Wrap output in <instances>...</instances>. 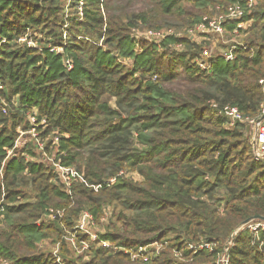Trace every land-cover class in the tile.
Returning a JSON list of instances; mask_svg holds the SVG:
<instances>
[{"label":"trees","instance_id":"1","mask_svg":"<svg viewBox=\"0 0 264 264\" xmlns=\"http://www.w3.org/2000/svg\"><path fill=\"white\" fill-rule=\"evenodd\" d=\"M238 1L85 0L80 17L73 0L65 18L66 0H0V264H57L56 245L64 264H264V229L249 226L264 222V162L249 123L220 113H264V0L243 17L235 58L209 70L197 64L204 41L135 36ZM28 29L43 51L18 43ZM50 158L85 181L66 186ZM85 211L96 242L76 230Z\"/></svg>","mask_w":264,"mask_h":264},{"label":"built area","instance_id":"2","mask_svg":"<svg viewBox=\"0 0 264 264\" xmlns=\"http://www.w3.org/2000/svg\"><path fill=\"white\" fill-rule=\"evenodd\" d=\"M246 1V7H243L238 1L236 4L228 7L225 13L217 14L214 17L205 16L199 23L194 26H189L185 30L173 28L162 30L151 29L145 31H136L135 36L137 39L143 38L145 40L156 41L158 43L168 36L183 37L184 35L191 36L193 39H196L197 42L204 41L205 46L201 50L200 55L197 57V64L200 68L209 70L218 56L225 58V60L227 61L233 60L235 58L234 51L239 44V30L244 29L248 26V22L244 20L243 17L247 14V11H249L254 5V0ZM72 2L73 0H66L65 18H68L70 15H72ZM84 3L85 0H79V3L77 5V14L80 17L83 16L85 5ZM67 25L68 24H65L63 27V29H65V38L69 37L68 30H66ZM229 26H233V29H229ZM41 37V34H37V39H35L28 29V32L25 35L18 38V43L25 44L28 47L43 51L44 47L39 43ZM7 39L8 38L6 36H2L0 33V46L6 43ZM48 50L53 53H63L64 47L49 43ZM65 64L69 70L73 69L74 67L73 61L71 59H67L65 61ZM263 82L264 80H261V83ZM1 90H3V84L0 81V91ZM3 111L6 112V107L3 108ZM220 113L225 115L231 121V125L235 124L236 122L246 121L249 123V125H252L254 127V144H252L253 152L257 160L264 162V120L259 121V119L245 118L239 108L232 105H226L220 110ZM30 120L32 123H35L37 121V112L34 111V113L30 115ZM19 133L21 137L25 135V132L23 130H19ZM30 133H32V136L37 139L40 149H44V144L38 137L36 126H33L32 129H30ZM55 141H58V137L55 138ZM12 151L13 150H9L8 155H10ZM50 162L54 164V168L55 170H57L59 178L65 183L66 186H70L73 180H76L78 178L85 181L82 174H80L76 168L68 167L60 163H55L53 158H50ZM114 180L115 178H112L111 182H114ZM98 188L99 186L95 187L96 190H98ZM93 224L94 221L91 213L85 211L81 217L79 224H77L76 226V230L88 235L91 238V242H96L98 235L91 226ZM249 226L252 230L258 231L260 227L264 229V222L258 224H250ZM69 240L78 253L83 252L84 250H88L89 248V245L85 242V240H81L80 243L86 244V246L78 245L77 233L71 234ZM102 244L110 246L108 242H102ZM80 247L82 248L80 249ZM154 247H156L157 249L159 247V250L161 249V246L158 244H156ZM191 247L196 248V246L192 245ZM200 247H203V245H200ZM57 248L54 251L56 263L64 264L58 252L59 246H57ZM131 254L134 258L137 257V253H134L132 251ZM223 261L226 262L227 259L225 258L223 259Z\"/></svg>","mask_w":264,"mask_h":264},{"label":"rangeland","instance_id":"3","mask_svg":"<svg viewBox=\"0 0 264 264\" xmlns=\"http://www.w3.org/2000/svg\"><path fill=\"white\" fill-rule=\"evenodd\" d=\"M250 128H251V134H252V144H254V141H253V136H254V127L252 126V125H250ZM23 137V136H22ZM22 137H21V135H20V139H22ZM20 139L18 140V142L20 141ZM132 176L134 177V179H140V177L137 175V174H135V173H132ZM81 220V219H80ZM80 220H79V222H80ZM79 222H78V224H79ZM95 228H97V226H95ZM102 229H103V227H102ZM73 234H76V233H73ZM86 243H88V241H85ZM77 243H78V245H80V246H86V244H79L80 242L77 240ZM89 245V244H88ZM53 248H55V247H53ZM56 248H57V245H56ZM58 249V248H57ZM158 249H159V247H158ZM60 250V249H59ZM84 252V251H83Z\"/></svg>","mask_w":264,"mask_h":264},{"label":"water","instance_id":"4","mask_svg":"<svg viewBox=\"0 0 264 264\" xmlns=\"http://www.w3.org/2000/svg\"><path fill=\"white\" fill-rule=\"evenodd\" d=\"M262 120H264V113H263V115L259 118V121H262ZM261 219L264 220V218H261ZM253 220H254V218H248V219H246L243 223H241V224L239 225V227L237 228V230L240 229V228H242L243 226L249 224V223H250L251 221H253ZM233 237H234V235L231 237V239H232ZM231 239H229V242H230ZM227 247H228V244H227Z\"/></svg>","mask_w":264,"mask_h":264}]
</instances>
